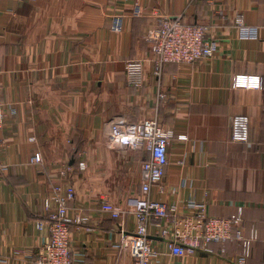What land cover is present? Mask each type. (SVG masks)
Masks as SVG:
<instances>
[{"label": "crops", "instance_id": "1", "mask_svg": "<svg viewBox=\"0 0 264 264\" xmlns=\"http://www.w3.org/2000/svg\"><path fill=\"white\" fill-rule=\"evenodd\" d=\"M136 5L140 18L132 15ZM180 16L209 27L217 53L168 64L158 78L148 34L161 18ZM130 60L145 65L141 87L126 74ZM238 74L261 76L262 89L233 88ZM0 83V166L7 167L0 169V264L37 259L47 231L36 223L46 221L44 201L60 182L76 191L70 216L87 219L71 228L73 258L133 264L121 248L135 232L133 214L114 220L101 206L135 209L149 155L111 146L108 125L118 119L157 120L176 135L152 201L218 219L243 207L236 230L259 232L246 264H264V0H0ZM237 116L250 117L247 143L232 140ZM36 153L39 164L32 163ZM150 234L152 264H238L242 253L239 242L213 243V254L176 257L154 225Z\"/></svg>", "mask_w": 264, "mask_h": 264}, {"label": "built area", "instance_id": "2", "mask_svg": "<svg viewBox=\"0 0 264 264\" xmlns=\"http://www.w3.org/2000/svg\"><path fill=\"white\" fill-rule=\"evenodd\" d=\"M133 17H142L139 5L134 7ZM238 27L245 25L243 16L235 19ZM121 22L115 19L113 31L120 33ZM210 28L204 25L187 24L183 17H163L147 37L154 55L152 64L154 75L161 77L164 67L168 64L190 65L200 59L213 58L218 50L215 40L208 38ZM126 74L135 87H141L145 65L141 60H130L125 66ZM233 88L259 91L263 87L262 77L258 75L238 74L233 77ZM2 87L0 83V128L6 115L1 101ZM165 95L160 93L159 100ZM110 144L112 147L127 148L132 151L144 152L149 159L142 164L141 197L132 212L120 211L108 201H104L101 209L112 219L117 220L127 214H133L135 232L125 234L121 248L126 250L133 259V264H152L156 253L150 241V229L154 225L159 229L160 236L168 240L171 254L176 257L194 256L198 252L213 254V243L226 244L239 242L242 253L238 264H246L251 256L252 245L259 239L257 229H251L248 237H243L236 230L242 221L244 208L239 206L229 218L218 219L208 217L206 210H198L191 215H183L177 206H167L152 201V188L160 187L169 164L168 147L176 135L173 131L161 126L157 120H145L131 124L126 119L112 121L108 125ZM186 141V136L177 137ZM250 139V117L237 116L232 121V140L247 143ZM35 139L32 138L31 141ZM42 162L41 153H36L32 163ZM81 171L86 163L80 162ZM6 170V166H0ZM76 199L74 186L68 182L52 185L48 197L44 201L46 221L36 223L38 231H47V236L40 248V253L33 264H88L83 259H74L71 250V228L86 225L87 219L82 216H70V204ZM224 253V251H222Z\"/></svg>", "mask_w": 264, "mask_h": 264}]
</instances>
